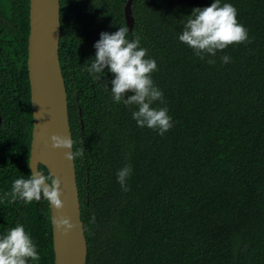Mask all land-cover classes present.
<instances>
[{"label": "trees", "instance_id": "trees-1", "mask_svg": "<svg viewBox=\"0 0 264 264\" xmlns=\"http://www.w3.org/2000/svg\"><path fill=\"white\" fill-rule=\"evenodd\" d=\"M58 1L72 150H84L73 166L85 264H264V0H221L236 8L248 41L203 59L178 37L192 9L212 0L130 1L128 38L139 36L146 58L155 60L150 75L163 92V104L152 107H167L172 119L163 135L137 126V106L113 101V73L105 68L97 80L87 70L99 34L126 26L125 0ZM8 3L15 23L12 103L21 109L24 133L0 151V234L22 224L41 257L30 264H52L48 201L10 203L4 196L15 179L31 175L29 0ZM224 55L230 62L221 61ZM126 164L132 171L124 191L117 172ZM38 171L51 182L44 165Z\"/></svg>", "mask_w": 264, "mask_h": 264}, {"label": "clouds", "instance_id": "clouds-1", "mask_svg": "<svg viewBox=\"0 0 264 264\" xmlns=\"http://www.w3.org/2000/svg\"><path fill=\"white\" fill-rule=\"evenodd\" d=\"M179 40L192 48L201 59L204 54L216 55L217 50H223L228 45L248 41L247 29L238 23L237 10L230 3L221 5V0H212L206 7H195L187 15ZM100 38L94 43L96 49L88 72L99 80L103 70L114 74L111 79L112 99L115 103L121 101L125 105H135L132 118L139 127L157 130L163 135L172 127V119L168 115L167 107H152L159 101L163 104V92L158 89L151 78V73L157 69L154 59L146 58L147 50L140 47V37L129 39V28L120 26L112 33L101 32ZM224 63L230 62V57H220ZM209 63L215 61L209 60ZM131 93V94H128ZM52 148L70 149L64 152L67 160L74 162L78 156H83L84 150L73 151L74 141L70 136L52 134L49 137ZM131 166L126 164L117 172V180L124 191H127L126 180L131 175ZM38 171H32L27 178L15 179L12 182L10 203L17 198L24 202L40 201L43 197L54 208L58 215L53 218L54 226L61 234L71 231L75 224L64 215V201L60 198L61 181L51 178ZM93 222L95 217L93 216ZM40 255L36 251L30 235L26 233L22 224H17L0 234V264H30L39 261Z\"/></svg>", "mask_w": 264, "mask_h": 264}, {"label": "water", "instance_id": "water-1", "mask_svg": "<svg viewBox=\"0 0 264 264\" xmlns=\"http://www.w3.org/2000/svg\"><path fill=\"white\" fill-rule=\"evenodd\" d=\"M130 1L125 0L122 5L124 23L129 31L133 22ZM32 7H36L37 15L34 18L32 35L29 18L26 47V70L32 116L27 164L30 173L38 171L37 166L40 163L44 165L51 178L61 181L60 198L64 201L61 212L75 224V227L66 234L57 231L53 218L58 213L49 204L52 264H85L86 242L79 215L74 166L72 161L64 157V152L70 149L52 148L49 140L52 134L71 137L64 83L57 55L59 1L29 0V17Z\"/></svg>", "mask_w": 264, "mask_h": 264}, {"label": "flooded vegetation", "instance_id": "flooded-vegetation-1", "mask_svg": "<svg viewBox=\"0 0 264 264\" xmlns=\"http://www.w3.org/2000/svg\"><path fill=\"white\" fill-rule=\"evenodd\" d=\"M8 1L10 0H0V148H1L0 151L6 149L8 145H10L13 135H17L18 133L19 134L24 133V126H23L24 118L21 116L20 113L21 109L19 111V109L13 108V103H12L13 91H12L11 36H12V26L15 25V23L12 21L11 13L9 10L10 4L8 3ZM27 26L29 28L28 13H27ZM25 47H27V42ZM26 54H27V48H26ZM25 66H26V56H25ZM26 78H27V74H26ZM27 83H28V78H27ZM27 108L29 110V115H30V127H29V140H30L32 116H31L30 98H29V85H28ZM26 110L27 109L25 108L24 111ZM24 111L22 115L24 114Z\"/></svg>", "mask_w": 264, "mask_h": 264}, {"label": "bare ground", "instance_id": "bare-ground-1", "mask_svg": "<svg viewBox=\"0 0 264 264\" xmlns=\"http://www.w3.org/2000/svg\"><path fill=\"white\" fill-rule=\"evenodd\" d=\"M37 15V10H36V7H32L31 9V13H30V25H31V35L34 33V26H35V23H34V18L35 16Z\"/></svg>", "mask_w": 264, "mask_h": 264}]
</instances>
